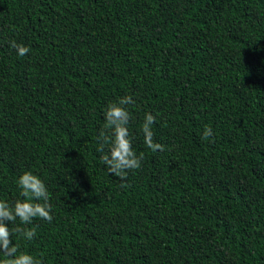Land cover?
Masks as SVG:
<instances>
[{
  "label": "trees",
  "instance_id": "obj_1",
  "mask_svg": "<svg viewBox=\"0 0 264 264\" xmlns=\"http://www.w3.org/2000/svg\"><path fill=\"white\" fill-rule=\"evenodd\" d=\"M126 95L121 182L100 133ZM26 171L53 220L8 226L44 264H264V0H0V199Z\"/></svg>",
  "mask_w": 264,
  "mask_h": 264
},
{
  "label": "clouds",
  "instance_id": "obj_2",
  "mask_svg": "<svg viewBox=\"0 0 264 264\" xmlns=\"http://www.w3.org/2000/svg\"><path fill=\"white\" fill-rule=\"evenodd\" d=\"M11 46L17 50L19 56L30 52V48L11 42ZM135 104L131 95L119 98L110 103L104 112V130L100 133V139L104 144H110L108 154L101 157L102 163L107 166L109 174L117 177L121 182L126 181L129 170L140 169L144 160L143 155H137L133 150L132 140L128 129L131 113L128 105ZM156 117L146 113L142 125V133L146 146L155 151H163L164 146L154 142L153 124ZM202 138L214 140L213 129L205 126ZM103 150V146L101 147ZM20 188V197L13 203L0 199V253L3 258L0 264H44L43 258H36L27 252L19 251L13 243V234L20 235L23 239L31 241L36 236L34 228H9V223H15L17 219L22 225H29L34 218H40L49 223L53 220L50 194L44 181L31 171L22 173L17 179Z\"/></svg>",
  "mask_w": 264,
  "mask_h": 264
}]
</instances>
